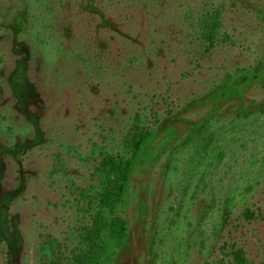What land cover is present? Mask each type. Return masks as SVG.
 <instances>
[{
  "label": "rangeland",
  "instance_id": "1",
  "mask_svg": "<svg viewBox=\"0 0 264 264\" xmlns=\"http://www.w3.org/2000/svg\"><path fill=\"white\" fill-rule=\"evenodd\" d=\"M213 10L222 26L209 49L198 22ZM260 64L264 0H0V264L84 257L99 227L89 191L103 150L134 148L139 128L185 133L208 116L258 111L264 84L224 100L211 88ZM254 140L226 151L215 172L217 205L264 154ZM134 185L141 211L119 216L116 225L127 219L132 230L114 264H264V179L203 252L163 230L182 197L161 167ZM119 186L113 176L111 191ZM191 196L184 212L194 232L209 201ZM47 243L51 259L41 251Z\"/></svg>",
  "mask_w": 264,
  "mask_h": 264
},
{
  "label": "trees",
  "instance_id": "2",
  "mask_svg": "<svg viewBox=\"0 0 264 264\" xmlns=\"http://www.w3.org/2000/svg\"><path fill=\"white\" fill-rule=\"evenodd\" d=\"M221 26L219 10L208 12L199 19L200 40L208 44L209 49H213L219 41ZM259 66L229 74L214 82L211 88L215 91L213 98L224 100L239 97L241 91L249 86L264 84V66ZM258 109L256 112L250 109L239 110L230 119L221 115L208 116L185 133L173 125L160 132L139 128L140 138L134 148L126 150L122 155L103 150L104 160L96 171L99 184L89 191L97 201L90 207L96 211L99 227L89 237L90 251L84 257L75 259L73 264L116 262L132 230L127 219H123L119 226L116 222L120 215H127L132 209L135 215L141 211L134 181L158 167L164 172L165 179H171L179 187L178 193L182 197L178 208H171V213L165 214L163 230L179 232L182 236L180 242L184 246L197 245L200 252L211 248L226 219L238 205L246 206L247 195L253 191L254 184L264 179L263 154L251 159L250 166L246 167L237 181L220 194L217 205L215 172L226 151L233 146L244 147L252 139H256L253 141L255 144L263 141L264 146V106ZM113 176L120 179V186L115 192L110 189ZM195 194L197 198L203 196L209 201V206L203 211L197 230L190 232L192 226L184 211L188 197L192 199L194 196L191 195ZM249 213L246 209L245 214ZM210 226L213 227V237L207 233ZM53 247V243L41 247L48 259L52 258ZM177 263L173 260L169 264Z\"/></svg>",
  "mask_w": 264,
  "mask_h": 264
}]
</instances>
